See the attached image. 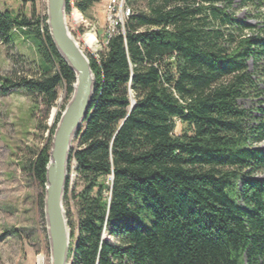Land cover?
I'll return each instance as SVG.
<instances>
[{
	"label": "trees",
	"instance_id": "16d2710c",
	"mask_svg": "<svg viewBox=\"0 0 264 264\" xmlns=\"http://www.w3.org/2000/svg\"><path fill=\"white\" fill-rule=\"evenodd\" d=\"M0 12V43L15 32L38 56L35 76L0 80L49 110L74 74L46 16ZM100 0H66L83 15ZM123 0L129 15L89 55L94 92L69 154L79 190L66 211L71 264H264V32L236 19L231 0ZM250 3V2H249ZM264 9V4L262 5ZM248 63L251 65L249 70ZM255 99L246 110L241 99ZM254 111V112H252ZM26 170L43 207L51 139ZM184 126L174 134L175 123ZM69 167V165H68ZM67 176L64 204L69 200ZM65 208V206H64ZM108 234L113 242H107Z\"/></svg>",
	"mask_w": 264,
	"mask_h": 264
},
{
	"label": "rangeland",
	"instance_id": "374dc122",
	"mask_svg": "<svg viewBox=\"0 0 264 264\" xmlns=\"http://www.w3.org/2000/svg\"><path fill=\"white\" fill-rule=\"evenodd\" d=\"M107 1L100 0L86 15L73 7L65 15L72 37L87 55L96 59L104 49L109 30L105 11ZM231 1V11L238 21L253 26L254 32H264V0ZM118 5H124L123 0H118ZM143 6L144 0L137 3L135 10ZM0 12L30 17L33 9L29 3L23 4L20 0H0ZM34 13L39 18L47 15L46 0L35 3ZM15 36L12 47L0 43V80H14V74L29 79L36 74L38 56L33 43L16 32ZM248 66L251 71L249 63ZM67 103L63 86L57 89V99L48 111L40 102L34 104L21 91L14 90L9 95L0 96V264H38L39 257L43 258L42 264H51L44 209L38 202L42 191L27 172L26 160L30 151L39 149L48 139L42 127L51 128ZM237 104L250 111L259 105L253 98L241 99ZM183 129L184 126L176 122L174 134H180ZM75 146L72 141L71 149ZM259 148L264 150V142ZM68 165L69 200L67 204L63 201V207L75 222L76 207L72 193L79 188L74 162ZM260 177L264 179V175ZM104 239L113 242L108 234ZM71 260L67 257V264H71Z\"/></svg>",
	"mask_w": 264,
	"mask_h": 264
},
{
	"label": "water",
	"instance_id": "95a60500",
	"mask_svg": "<svg viewBox=\"0 0 264 264\" xmlns=\"http://www.w3.org/2000/svg\"><path fill=\"white\" fill-rule=\"evenodd\" d=\"M66 0H46V25L57 53L74 74L72 93L55 126L45 167L43 209L50 241L51 264H67L70 230L63 197L71 143L85 124L94 92L88 57L68 31Z\"/></svg>",
	"mask_w": 264,
	"mask_h": 264
},
{
	"label": "built area",
	"instance_id": "2783aa9c",
	"mask_svg": "<svg viewBox=\"0 0 264 264\" xmlns=\"http://www.w3.org/2000/svg\"><path fill=\"white\" fill-rule=\"evenodd\" d=\"M109 30L106 37L111 36L118 25H123V14H129L124 5H118V0H108L105 6Z\"/></svg>",
	"mask_w": 264,
	"mask_h": 264
},
{
	"label": "bare ground",
	"instance_id": "6f19581e",
	"mask_svg": "<svg viewBox=\"0 0 264 264\" xmlns=\"http://www.w3.org/2000/svg\"><path fill=\"white\" fill-rule=\"evenodd\" d=\"M128 11V10H127ZM128 16V14H123V20L126 19V17ZM105 236V235H104ZM43 263V258L42 257H39L38 258V264H42Z\"/></svg>",
	"mask_w": 264,
	"mask_h": 264
}]
</instances>
